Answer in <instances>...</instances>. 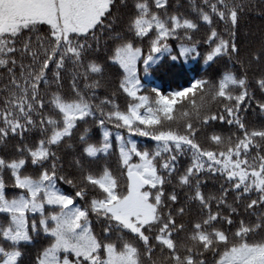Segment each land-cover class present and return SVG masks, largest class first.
Segmentation results:
<instances>
[{
  "label": "snow or ice",
  "instance_id": "6c2138e0",
  "mask_svg": "<svg viewBox=\"0 0 264 264\" xmlns=\"http://www.w3.org/2000/svg\"><path fill=\"white\" fill-rule=\"evenodd\" d=\"M181 7L0 0V264H264V0Z\"/></svg>",
  "mask_w": 264,
  "mask_h": 264
},
{
  "label": "trees",
  "instance_id": "16d2710c",
  "mask_svg": "<svg viewBox=\"0 0 264 264\" xmlns=\"http://www.w3.org/2000/svg\"><path fill=\"white\" fill-rule=\"evenodd\" d=\"M171 3L173 7L176 5H181V11L185 12L186 14L188 13V0H171ZM262 26V21L261 18L256 15L255 12L249 14V16L246 18V23H243L241 25V30H240V38L242 43H246L248 40V37L245 36L246 32H255L258 34L259 29ZM203 35V31L201 33H197V38ZM170 43L173 44V47H177V44L173 41H169ZM219 67V65H214L212 68H208L203 64V61H197L195 59L188 61L185 63L184 68L187 71V76L181 78L179 81L176 82H169V90L171 88L176 86V83H180L184 86H187V80L188 78H198L200 76L210 74L215 71V69ZM146 84L148 86H154L151 84L150 80L148 78L145 79ZM250 119H256L255 114L250 115ZM102 135V134H101ZM133 139H136L140 145L148 144L150 147L153 146L154 142L149 141L147 138L144 137H133ZM116 154L115 152L112 154V156L109 158V163L115 168L116 167ZM65 188L67 187L66 185L64 186ZM34 247H39V245H36Z\"/></svg>",
  "mask_w": 264,
  "mask_h": 264
}]
</instances>
